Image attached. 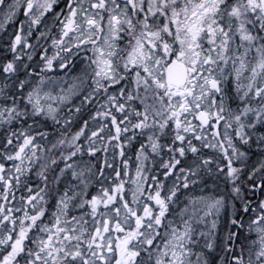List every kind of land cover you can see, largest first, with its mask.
Returning <instances> with one entry per match:
<instances>
[{
    "label": "snow or ice",
    "instance_id": "snow-or-ice-1",
    "mask_svg": "<svg viewBox=\"0 0 264 264\" xmlns=\"http://www.w3.org/2000/svg\"><path fill=\"white\" fill-rule=\"evenodd\" d=\"M0 264H264V0H0Z\"/></svg>",
    "mask_w": 264,
    "mask_h": 264
}]
</instances>
